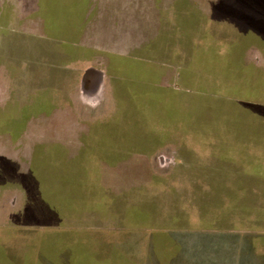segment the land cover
Listing matches in <instances>:
<instances>
[{"label": "rangeland", "instance_id": "obj_1", "mask_svg": "<svg viewBox=\"0 0 264 264\" xmlns=\"http://www.w3.org/2000/svg\"><path fill=\"white\" fill-rule=\"evenodd\" d=\"M228 8L234 12L235 3L223 0L220 11ZM259 55L250 51V60H259ZM211 59L202 81L169 76L175 70L183 73L182 66H153L165 74L160 84L169 92L160 97V104L169 118L156 117L149 137L161 143L156 147L172 143L189 150L188 157L164 147L150 152L145 161L129 162L121 177L101 178L103 169L92 161L99 159L94 145L88 142L84 151L81 139L73 144L58 140V129H52L55 122L43 119V131H36L43 132V152H48V160L43 161V193H38L40 209L29 202L23 209V195L0 196V249L12 264H71L83 256L108 264L114 258L155 264L149 258L152 242L157 257L172 255L176 249L165 245L168 239L175 246L174 237L182 249L176 264H235L237 259L228 255L240 251L244 236L257 235L255 241L264 245V96L243 97L244 85L255 88V72L239 70L240 65L230 69L223 65L224 59ZM191 67L193 74L196 67ZM7 69L10 76L13 67ZM15 102L4 108L19 109ZM118 104L112 122L122 116ZM16 116L17 124L23 121L18 112ZM23 128L14 129L22 139L31 131ZM129 133L131 139L142 132ZM90 141L96 150L100 148L96 144L105 142ZM125 146L128 151L114 156L116 161L135 157L140 148ZM162 155L163 166L158 161ZM174 156L181 162L177 171L168 160ZM16 161L0 159V189L20 186L22 177L14 180L15 173L26 172L27 181L30 177L38 181L31 169ZM71 168L76 174L71 186L59 187L58 171ZM206 234L211 237H203Z\"/></svg>", "mask_w": 264, "mask_h": 264}, {"label": "crops", "instance_id": "obj_2", "mask_svg": "<svg viewBox=\"0 0 264 264\" xmlns=\"http://www.w3.org/2000/svg\"><path fill=\"white\" fill-rule=\"evenodd\" d=\"M232 1L234 12L220 11L223 0H0V159L23 162L38 178L10 173L26 184L0 189V196L23 195V209L27 202L40 209L48 152L43 132L36 131H43V119L55 122L58 140L81 139L84 151L88 142L94 145L101 178L121 177L129 162L145 161L164 147L188 157L189 150L172 143L156 147L161 143L149 137L156 117L169 118L160 104L169 92L160 84L165 74L153 66H182L183 73L169 76L202 81L214 57L230 69L240 65L264 74V0ZM250 51H259V60L251 61ZM14 100L19 109L4 108ZM117 103L123 117L112 122ZM17 126L31 131L22 139ZM131 130L142 133L128 139ZM97 138L105 142L96 150L90 139ZM128 143L140 147L136 156L116 161ZM168 160L175 171L181 166L175 156ZM75 175L72 168L59 170L58 186L68 189Z\"/></svg>", "mask_w": 264, "mask_h": 264}, {"label": "trees", "instance_id": "obj_3", "mask_svg": "<svg viewBox=\"0 0 264 264\" xmlns=\"http://www.w3.org/2000/svg\"><path fill=\"white\" fill-rule=\"evenodd\" d=\"M243 70L246 71L247 73L254 72V69L247 68ZM252 81H254L255 83V88H251L250 86L245 87L244 85L243 88L241 89V91H243V94H244L243 97H245V99H252V98L257 99V98H260L261 96H264V74L263 72L255 71ZM203 237L209 238L211 237V235L206 234ZM225 237H227V235H225L224 238ZM254 237H257V235ZM254 237H251L249 235L244 236L242 238V241L244 244L241 245L240 251H238L237 253L234 252L235 254L233 253L232 255H228L232 257L233 259L234 258L237 259L235 264H258L256 263L255 258L262 259L264 263V245L261 243H257ZM174 240L176 241V244L174 242L176 247L172 244L173 241L170 242L168 239L166 240L167 243L165 246L170 250L171 248L176 249V253L174 252L172 255H170V253L169 254L165 253L163 255H158L157 257L154 251V248H155L154 242H152V249H151V255H150L151 257L149 258L152 259V261L155 264H176L179 257H181L180 254H181L182 249L178 243V240H176V237H174ZM262 240H264V237ZM130 263H131V259L129 258L126 259L125 261L119 258H114L112 264H130ZM0 264H12L10 261V258H8L1 249H0ZM71 264H108V263L105 261L97 262V261L92 260L89 257L83 256L82 258H80L79 262H72Z\"/></svg>", "mask_w": 264, "mask_h": 264}, {"label": "flooded vegetation", "instance_id": "obj_4", "mask_svg": "<svg viewBox=\"0 0 264 264\" xmlns=\"http://www.w3.org/2000/svg\"><path fill=\"white\" fill-rule=\"evenodd\" d=\"M164 158V159H163ZM165 160V156L162 155L158 157V161L160 162V164L163 166L165 164V162H163Z\"/></svg>", "mask_w": 264, "mask_h": 264}]
</instances>
